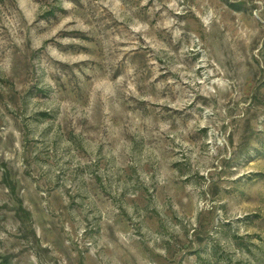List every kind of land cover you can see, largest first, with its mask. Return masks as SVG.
<instances>
[{
  "label": "rangeland",
  "instance_id": "obj_1",
  "mask_svg": "<svg viewBox=\"0 0 264 264\" xmlns=\"http://www.w3.org/2000/svg\"><path fill=\"white\" fill-rule=\"evenodd\" d=\"M0 264H264V0H0Z\"/></svg>",
  "mask_w": 264,
  "mask_h": 264
}]
</instances>
